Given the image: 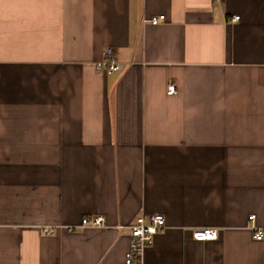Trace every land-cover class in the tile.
Listing matches in <instances>:
<instances>
[{
    "label": "crops",
    "instance_id": "1",
    "mask_svg": "<svg viewBox=\"0 0 264 264\" xmlns=\"http://www.w3.org/2000/svg\"><path fill=\"white\" fill-rule=\"evenodd\" d=\"M154 213L130 264H264V0H0V264H128Z\"/></svg>",
    "mask_w": 264,
    "mask_h": 264
},
{
    "label": "built area",
    "instance_id": "2",
    "mask_svg": "<svg viewBox=\"0 0 264 264\" xmlns=\"http://www.w3.org/2000/svg\"><path fill=\"white\" fill-rule=\"evenodd\" d=\"M165 15L153 16L150 18V22L157 24L160 20L164 19ZM240 16H234L233 21H238ZM97 67L100 70H104L106 73L111 74L113 72L123 69V64L120 61L119 55L112 46L105 48L104 57L101 61L98 62ZM176 85L171 83L168 86L167 93L174 94L176 93ZM255 214L250 215V219H254ZM106 222V219L101 214H96L83 218L82 224L84 226H103ZM165 216L163 214L154 213L147 215H140L136 222L131 226V238H130V248L126 253V262L130 263H140L142 255L145 251V248L153 244L156 234L165 226ZM70 230L72 228H69ZM44 233L51 234L53 229L50 227L43 228ZM193 236L196 240H215L218 238L219 233L215 228L202 227L197 228L193 231ZM257 239L263 238V232L257 230L255 232Z\"/></svg>",
    "mask_w": 264,
    "mask_h": 264
}]
</instances>
